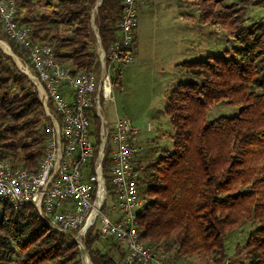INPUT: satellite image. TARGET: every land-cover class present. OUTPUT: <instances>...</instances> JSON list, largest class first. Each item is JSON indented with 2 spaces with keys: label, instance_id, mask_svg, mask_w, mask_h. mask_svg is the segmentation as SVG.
<instances>
[{
  "label": "trees",
  "instance_id": "obj_1",
  "mask_svg": "<svg viewBox=\"0 0 264 264\" xmlns=\"http://www.w3.org/2000/svg\"><path fill=\"white\" fill-rule=\"evenodd\" d=\"M98 1L19 0L18 20L29 26L33 41L51 45L55 58L77 76L100 65L92 21L106 50L119 39L124 0H101L96 7ZM197 5L198 21L220 25L231 44L220 54L176 64L187 79L170 88L163 109L172 147L152 140L136 157L144 200L137 211L139 239L174 263L200 258L223 264L228 233L248 226L242 244L248 261L238 264H264V24H246L245 9L223 0H197ZM0 39L19 50L1 18ZM130 49L136 52V31ZM124 64L111 65L113 86L120 85ZM221 103L237 112L211 116ZM99 123L93 114L95 134ZM49 124L35 84L0 48L1 156L35 170L45 154ZM109 151L104 176L114 195ZM99 239L104 248L95 245ZM85 245L93 264H119L126 254L122 243L102 239L93 228ZM0 264H82V259L76 242L49 228L33 205L2 202Z\"/></svg>",
  "mask_w": 264,
  "mask_h": 264
},
{
  "label": "built area",
  "instance_id": "obj_2",
  "mask_svg": "<svg viewBox=\"0 0 264 264\" xmlns=\"http://www.w3.org/2000/svg\"><path fill=\"white\" fill-rule=\"evenodd\" d=\"M20 11L19 0H0L4 31L23 53L14 56L35 84L51 125L45 154L35 170L0 154V203L14 208L33 205L49 228L76 242L82 264L84 256L91 260L85 239L95 227L102 239L111 238L125 246L119 264H181L139 239L137 211L144 200L139 195L141 173L136 157L143 151L138 141L141 130L126 118L110 124L101 112L102 100L113 98L111 65L134 60L130 47L138 24V0L123 1L119 39L108 50L92 21L100 65L77 76L55 58L51 45L33 41L29 26L18 20ZM93 114L100 121L96 134ZM147 130H151L150 122ZM108 148L114 195L108 192L104 176Z\"/></svg>",
  "mask_w": 264,
  "mask_h": 264
},
{
  "label": "rangeland",
  "instance_id": "obj_3",
  "mask_svg": "<svg viewBox=\"0 0 264 264\" xmlns=\"http://www.w3.org/2000/svg\"><path fill=\"white\" fill-rule=\"evenodd\" d=\"M223 3L234 5L237 8L243 7L246 24H264V0H223ZM93 11L96 13V8ZM144 13L145 11L141 10L138 14L143 42L142 52L139 54L136 52L133 61L125 62L122 66L120 85L114 86L113 98L101 102V112L110 124L118 118H126L141 130L139 143L143 145V150L150 147L152 140L157 141L161 147H172V140L169 136L171 124L168 117L163 113V109L170 88L179 81L187 79L184 72L171 64L173 57L175 56L176 60L180 62L203 58L208 54H220L224 48H228L231 44L228 42L230 40L228 39V32L220 25L204 24L198 21L201 23V30L198 31L197 35L192 36L193 39H197V43L195 41L190 42L189 49L181 55L173 54L170 46L162 47L158 46L159 43L156 44L155 35L159 32L158 28H162L161 16L156 17L155 15L154 20L151 19L152 17L149 20ZM158 36L160 37V35ZM0 41H4L9 46L10 52L1 45V42L0 48L12 55L18 68L25 73L20 67L18 58L14 56V54L23 56L20 47L19 50H15L8 40L0 39ZM168 42L169 40H167ZM236 112L237 109L221 103L213 108L211 116ZM149 122L151 123V130H147ZM247 227L235 228L228 233L226 240L228 259L223 264H238L241 260L248 261L246 250L242 248ZM97 231V227L93 228V233ZM105 243L104 240L99 239L95 245L104 248ZM83 260L84 264H91L89 262L91 260H88L86 256L83 257ZM194 263L204 264V260L195 258L192 259L191 263L185 262L184 264Z\"/></svg>",
  "mask_w": 264,
  "mask_h": 264
},
{
  "label": "crops",
  "instance_id": "obj_4",
  "mask_svg": "<svg viewBox=\"0 0 264 264\" xmlns=\"http://www.w3.org/2000/svg\"><path fill=\"white\" fill-rule=\"evenodd\" d=\"M138 7V14H140L141 10H144V14L149 20L151 17V19L154 20L155 15L156 17L161 16L162 28H158L159 32L155 35L156 44L159 43L158 46H170L173 54L181 55V53L189 49L190 42L195 41V43H197V39H193L194 35H197L198 31L201 30V23H198L197 19L199 13L197 0H138ZM164 30L168 32L165 33ZM158 35H160V37ZM136 36V52L139 54L142 52L143 46L142 33L139 29V16ZM167 40H169L168 43ZM179 62L180 61H177L174 56L171 64L177 68L176 64ZM139 138L140 137H138V141ZM191 261L192 259L186 262L191 263Z\"/></svg>",
  "mask_w": 264,
  "mask_h": 264
},
{
  "label": "bare ground",
  "instance_id": "obj_5",
  "mask_svg": "<svg viewBox=\"0 0 264 264\" xmlns=\"http://www.w3.org/2000/svg\"><path fill=\"white\" fill-rule=\"evenodd\" d=\"M0 42H1V45H2L3 47H5L6 50L9 51V48H8L9 46H7L6 43H5L4 41H0ZM9 52H10V51H9ZM89 262H90V261H89Z\"/></svg>",
  "mask_w": 264,
  "mask_h": 264
},
{
  "label": "water",
  "instance_id": "obj_6",
  "mask_svg": "<svg viewBox=\"0 0 264 264\" xmlns=\"http://www.w3.org/2000/svg\"><path fill=\"white\" fill-rule=\"evenodd\" d=\"M100 2H101V0L96 4V7H97L98 5H100Z\"/></svg>",
  "mask_w": 264,
  "mask_h": 264
}]
</instances>
